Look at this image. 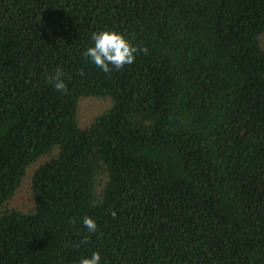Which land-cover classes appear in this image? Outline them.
Masks as SVG:
<instances>
[{
	"label": "trees",
	"instance_id": "trees-1",
	"mask_svg": "<svg viewBox=\"0 0 264 264\" xmlns=\"http://www.w3.org/2000/svg\"><path fill=\"white\" fill-rule=\"evenodd\" d=\"M100 30L147 52L105 73ZM262 34L264 0H0V264H264Z\"/></svg>",
	"mask_w": 264,
	"mask_h": 264
},
{
	"label": "clouds",
	"instance_id": "clouds-1",
	"mask_svg": "<svg viewBox=\"0 0 264 264\" xmlns=\"http://www.w3.org/2000/svg\"><path fill=\"white\" fill-rule=\"evenodd\" d=\"M93 45L88 47L81 55L86 61L90 60L95 66L99 67L103 72L109 73L112 69L119 70L125 65H130L135 60L138 52H147L146 48H138L134 46L125 36L113 30H100L91 33ZM65 73L62 69L57 68L54 74L47 77V82L51 84L55 91L67 94L68 85L63 79ZM79 75L83 76V69ZM113 218L116 217L115 211L109 213ZM74 223L73 220L69 221ZM83 224L89 232H96V222L88 216L83 217ZM101 256L98 251L91 253L90 257L81 258L78 264H100Z\"/></svg>",
	"mask_w": 264,
	"mask_h": 264
},
{
	"label": "rangeland",
	"instance_id": "rangeland-1",
	"mask_svg": "<svg viewBox=\"0 0 264 264\" xmlns=\"http://www.w3.org/2000/svg\"><path fill=\"white\" fill-rule=\"evenodd\" d=\"M260 45L264 49V34L260 36ZM108 106V101L93 97L82 98L78 107V122L80 125H86L99 113L102 109ZM28 177L24 179L13 198L9 201L8 207L18 208L21 210H29L32 207V197L28 188Z\"/></svg>",
	"mask_w": 264,
	"mask_h": 264
}]
</instances>
